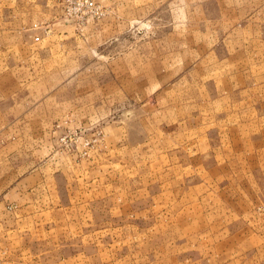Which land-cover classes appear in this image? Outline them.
Masks as SVG:
<instances>
[{
    "label": "rangeland",
    "instance_id": "rangeland-1",
    "mask_svg": "<svg viewBox=\"0 0 264 264\" xmlns=\"http://www.w3.org/2000/svg\"><path fill=\"white\" fill-rule=\"evenodd\" d=\"M92 1L0 0V264H264V0Z\"/></svg>",
    "mask_w": 264,
    "mask_h": 264
},
{
    "label": "crops",
    "instance_id": "crops-1",
    "mask_svg": "<svg viewBox=\"0 0 264 264\" xmlns=\"http://www.w3.org/2000/svg\"><path fill=\"white\" fill-rule=\"evenodd\" d=\"M3 203L0 202V216H2L3 212L5 211V207L3 208ZM12 218H6L5 220L0 221V258L2 260H5L6 263H9L7 260L14 257V254L5 246L7 245L12 246L13 240H12V234H15L14 226H13ZM5 246V247H4ZM3 264V261H2Z\"/></svg>",
    "mask_w": 264,
    "mask_h": 264
},
{
    "label": "built area",
    "instance_id": "built-area-1",
    "mask_svg": "<svg viewBox=\"0 0 264 264\" xmlns=\"http://www.w3.org/2000/svg\"><path fill=\"white\" fill-rule=\"evenodd\" d=\"M79 2L86 8V10L99 12L100 6L96 5L92 0H79Z\"/></svg>",
    "mask_w": 264,
    "mask_h": 264
}]
</instances>
